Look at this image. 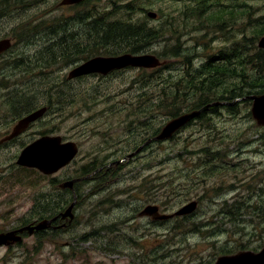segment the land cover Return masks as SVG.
<instances>
[{
    "label": "rangeland",
    "instance_id": "1",
    "mask_svg": "<svg viewBox=\"0 0 264 264\" xmlns=\"http://www.w3.org/2000/svg\"><path fill=\"white\" fill-rule=\"evenodd\" d=\"M131 1L90 0L75 8L59 6L61 0H28L6 8L0 3V40L15 39L11 50L0 57V129L28 107L46 106L49 113L34 131L47 130L79 147L75 161L57 178H74L93 158L103 160L101 171L106 169L95 182L76 188L75 217L69 227L45 236H24L19 244L0 247V264H208L226 251L234 254L264 247V128L251 118L250 102L247 107L236 103L233 114L221 110L211 116L210 128L201 126L206 121L196 120L172 139L152 142L134 158L113 165L123 152L139 147L158 131L168 114H135L136 109L149 107L143 99L154 94L137 82L144 69L68 80V73L81 63L80 55H71L76 50L70 51L69 58L62 53L70 41L57 40L58 28L66 26L64 36L80 35L82 41L69 46L81 44L84 38L75 16L95 8L110 12L113 3ZM245 1L241 19L237 16L236 25L233 22L226 30L242 32L248 41L241 44L252 54L256 52L252 45L256 48L259 41L255 40L257 26L264 24V0ZM134 5L130 19L118 14L110 20L132 19L163 28L164 35L146 53L158 57L178 47L180 57H158L168 65L159 75L172 84L186 58L196 69L230 45L216 26L228 20L227 0H136ZM148 12L155 13V19H148ZM211 15L216 17L207 20ZM247 70L254 76L252 67ZM128 102L132 108L121 113ZM33 134L0 149V233L32 219L29 213L35 199L42 202L45 194L53 193L47 178L15 165L21 148L34 140ZM191 174L194 180L183 178ZM25 176L29 181L16 185ZM64 198L51 200L46 213L63 212L69 206L66 202L73 200ZM190 201L198 205L188 218L159 223L139 215L148 205L171 214Z\"/></svg>",
    "mask_w": 264,
    "mask_h": 264
},
{
    "label": "trees",
    "instance_id": "2",
    "mask_svg": "<svg viewBox=\"0 0 264 264\" xmlns=\"http://www.w3.org/2000/svg\"><path fill=\"white\" fill-rule=\"evenodd\" d=\"M26 1L28 0H0V3L2 8H6L12 3L21 2V4H23ZM134 1L136 0L124 5H116L113 3L110 12H103L100 8H98L101 10L99 11L97 8H95V12L92 15L93 18L89 22H86L87 13L85 12V16L83 14L75 16L73 20L75 23L76 20L79 22V30L82 31V39L84 38V40L81 44L77 43L74 46L71 45L73 48L69 49V47H71L69 46V43H76L79 41L80 35L77 33L73 35L68 33V35L64 36L62 33L63 30L58 28V30H61V33L57 40L59 39L60 43H63L65 40L70 41L67 43V45L62 44L64 46V48H62V51L64 52L62 53H66L69 58L70 51L76 50V52L71 55H80L78 61L84 62L99 56L113 57L122 54L137 55L148 52L150 47L158 42L160 37L164 35L165 32L163 31V28H152L144 23L135 22L132 19V21L122 20L113 22L110 20H115L116 18L114 17L118 14H121L122 17L128 16V19H130L131 15L136 9ZM242 1L246 2L245 0ZM131 10H133V12H131ZM212 16L216 17V15H211L206 19L212 20ZM257 27V36L254 35L255 40L258 37L264 35V24H258ZM243 37L244 38H242V42L244 40L248 41L246 36ZM252 46L256 51L252 54L250 49L244 44L239 46L240 50L238 52H236L234 48L229 51L222 49V53L219 51L218 55L209 56L206 62L196 69L191 65L190 58H186L185 64H182V68L180 69L181 71L176 74L177 78L175 80H177V82L174 84L170 83L167 79H162L159 75L160 71H163V69L168 67V65H165V63L153 70L142 69V77L138 78L137 82H142L145 89H153L154 94L143 99L145 103H148L149 107H147V109H139V111L136 109L135 114L138 115V117H144L153 111H162L163 113L168 114L169 119H171L180 115L183 108H186L187 111L198 110L208 104L218 101L229 102L236 98H244L249 95L264 94V50L258 49L257 47L255 48L254 44ZM228 49L229 47L227 50ZM157 56L163 60V58L169 57L178 58L181 56V54L178 47L173 46L171 49H168L167 54L160 52ZM8 65L9 63H7L6 66ZM248 67H252L254 76L252 73L250 74L248 72ZM86 78L88 77H81L78 80L83 81ZM156 85H159V89L157 91L154 89ZM84 99L86 100L87 97H84ZM151 104H154V106L151 107ZM241 104L247 107L249 105V101L244 100L241 102ZM122 108L123 110L121 113H125L132 107L130 102H128L123 104ZM235 108V104L228 107L210 106L209 109L206 112L201 113L196 120L198 122L206 121V123L200 122L201 126L210 128L213 126L211 116L220 115L221 110H225L229 114H233ZM134 110L135 109H132L131 111ZM157 133L158 132H155L154 135ZM137 148L138 147L136 146L128 152H123L117 159H122L129 152H134ZM108 159L113 160L111 158ZM93 160L94 161L89 162L88 165L82 166L78 170V174L76 176L86 177L92 174V172H94L97 168L104 167L105 163L103 160L97 161L95 158H93ZM19 170L29 173H36L38 178H45L34 170L23 168H19ZM104 170L101 172H96V174L92 175L90 179L77 184L75 186V194L77 193L76 187L81 186L86 181H90L91 183L95 182L98 178V174L104 172ZM28 176L18 179L16 185H23L26 183V181H29ZM183 178L187 179L188 181H192L194 180V174L184 175ZM65 193L67 196L65 201L72 198V193L70 191L66 190ZM51 200L55 199L51 198ZM44 201L45 198L42 199V202H40L38 198L35 199V203L31 209V212L29 213V217H32V219L27 220L25 223H28L34 219H47L52 216L46 213L47 209L46 205L44 206ZM68 204H70V201L66 202L65 206ZM48 232L50 231H43L37 235L45 236V234ZM240 249L243 248L241 247ZM230 253V251H226L223 254ZM208 264H210V262Z\"/></svg>",
    "mask_w": 264,
    "mask_h": 264
},
{
    "label": "water",
    "instance_id": "3",
    "mask_svg": "<svg viewBox=\"0 0 264 264\" xmlns=\"http://www.w3.org/2000/svg\"><path fill=\"white\" fill-rule=\"evenodd\" d=\"M84 0H62L60 5H75ZM150 18H154L155 14L149 13ZM11 44L9 40L0 41V53L8 50ZM258 48L264 49V37L258 42ZM161 65L158 58L154 55H130L124 54L116 57H94L74 68L70 74L69 79L78 78L90 74L107 75L116 70L125 68H145L154 69ZM243 99L251 102L250 114L256 126L264 127V94L251 95ZM243 99H236L232 103L215 102L202 107L199 110L191 111L181 114L169 120L159 131L158 135L154 138L156 141H166L170 139L178 130L184 127L193 119L197 118L202 112L209 109L210 106H226L233 105ZM45 109H40L27 117L21 119L13 128L12 133L5 139L9 140L19 136L29 126L30 123L36 121L43 116ZM2 141L0 142V144ZM138 148L133 154L128 155L126 158L134 156L140 151ZM78 149L73 142L62 143L60 137L43 136L31 144L24 147L19 153L15 164L18 167L35 169L41 174L48 176L58 172L60 169L66 167L77 155ZM121 162V161H120ZM81 179L70 180L60 185L61 189L73 190L74 183L79 182ZM73 201L62 214V220L66 224L62 228L71 224L74 215L72 209L74 207ZM196 209V203L190 202L181 207L173 215H159L158 207L146 206L141 212L140 216H150L154 219L164 220L172 216H183L191 214ZM53 220V219H52ZM52 220H41L39 222L30 223L23 228H18L9 232L0 233V247H9L17 243H21L22 235L33 236L42 231L49 229ZM214 264H264V248L258 253L251 251H240L233 255L221 256L217 258Z\"/></svg>",
    "mask_w": 264,
    "mask_h": 264
},
{
    "label": "flooded vegetation",
    "instance_id": "4",
    "mask_svg": "<svg viewBox=\"0 0 264 264\" xmlns=\"http://www.w3.org/2000/svg\"><path fill=\"white\" fill-rule=\"evenodd\" d=\"M88 1H90V0H85V1H83L82 3H80V4H78V5H73V6H63V8H75V7H80V6H82V5H84L85 3H87ZM221 1V0H220ZM227 1H229V7H228V12H227V14L225 15L226 17H228V20L226 21V22H221V23H219V24H217L216 26H217V28L219 29V32H221L222 30L225 32V34L223 35L224 37V41H228L229 43H230V45H225V48H224V50L225 51H229V50H231L232 48H234V50L236 51V52H238L239 50H240V45H241V42H242V38H243V34H242V32H237V30L236 29H232V28H230L229 30H226V28L227 27H232V24H233V22L235 23V25H236V22L237 21H239L238 20V17H240V19H241V17H242V9L244 8V6H243V2L241 1V0H227ZM217 5V4H216ZM218 6L219 7H221L222 6V3L221 2H219L218 1ZM239 9V11H236V10H238ZM94 11H93V9L92 10H89L88 11V13H87V18H86V22H89L92 18H93V16H92V13H93ZM83 15H84V13H83ZM85 16V15H84ZM238 16V17H237ZM224 19V18H223ZM223 21V20H222ZM229 22V26H228V23ZM241 22V21H240ZM64 27H66V26H64ZM64 27H62V28H60L61 30H64ZM233 31H236L237 33H235L234 35H233ZM238 34H239V36H238ZM13 39V38H12ZM12 39L10 38V41H11V43H12V46H13V42H12ZM14 41H15V39H13ZM229 47V49L227 50V48ZM12 48V47H11ZM11 48L8 50V51H10L11 50ZM7 51V52H8ZM4 54V53H3ZM1 55L2 54H0V57H1ZM40 108H45L46 109V114H48L49 113V108L48 107H46V106H33V107H28L27 109H25V110H23V112L22 113H20V114H17V118H13L14 120L12 121V122H10L8 125H6V127L3 129V130H1L0 129V140H2L3 138H5V137H7L10 133H11V131H12V128L14 127V125L16 124V122H18L20 119H22V118H24V117H26V116H28L30 113H33L34 111H36V110H38V109H40ZM45 114V115H46ZM41 120V119H40ZM40 120H37L36 122H34V123H32V124H30L29 125V127H28V129L23 133V134H21L20 136H18L17 138H14V139H11V140H9V141H5V142H3L1 145H0V149L1 148H3V147H6V146H8L9 144H11V143H13V142H15L16 140H18L19 138H21L22 136H24V135H28L29 133H32V132H34V134H33V136L35 137V138H37V137H39V136H46V135H50L49 134V132L47 131V130H38V129H36L35 131H34V129H33V127L36 125V124H38L39 122H40ZM154 136L152 135L151 136V138H153ZM151 138H149V139H151ZM153 140H151L150 142H152ZM149 142V141H148ZM147 141H145L144 143H143V146H145V145H149V143H148ZM64 169H62V170H60V171H58L56 174H54V175H50V176H45V178H47L48 180H49V185L51 186V187H53L54 189H53V193L51 194L50 192H48L47 194H45V196H44V198H45V205H46V209H50L51 207H50V201H51V198L52 199H62V198H64V196L66 195V193H65V191L64 190H61L60 188H59V185L64 181V180H66V178H63V177H61V179H59V178H57V175H59V173L61 172V171H63ZM101 170V168H97V170H95L92 174H94L95 172H98V171H100ZM72 179V178H71ZM70 180V179H69ZM75 187V186H74ZM73 187V188H74ZM78 188V187H77ZM55 192L57 193V195L55 194ZM72 198L73 199H75V196L74 195H72ZM63 201H65V198L63 199ZM65 210H63V212H64ZM160 211V210H159ZM62 211L60 210V211H58V213H56V214H54V216H52V217H50V218H47V220H52V223H51V225H50V227L49 228H62V225L65 223V220H62ZM172 214V213H171ZM167 215H170V214H167ZM152 218V217H151ZM175 217H173V218H170V219H167V220H165V221H155V220H157V219H155V220H152L151 219V221H153V222H159V223H163V222H167V221H170L171 219H174ZM35 221V220H34ZM21 226H23V224L22 225H20L19 227H17V228H21ZM51 231H56V229H51Z\"/></svg>",
    "mask_w": 264,
    "mask_h": 264
}]
</instances>
